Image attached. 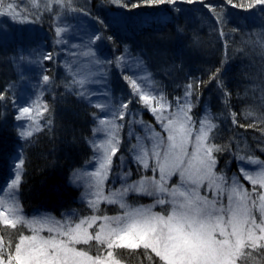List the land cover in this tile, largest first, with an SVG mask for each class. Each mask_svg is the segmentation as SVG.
I'll use <instances>...</instances> for the list:
<instances>
[{
	"label": "snow or ice",
	"instance_id": "1",
	"mask_svg": "<svg viewBox=\"0 0 264 264\" xmlns=\"http://www.w3.org/2000/svg\"><path fill=\"white\" fill-rule=\"evenodd\" d=\"M184 2L191 4L194 0ZM227 2L237 7L233 0ZM55 3L65 6L64 0H55ZM112 3L129 8L169 5L179 11L174 7L177 0H135L131 5L125 0H112ZM257 5H264V0H250L247 7ZM12 7L10 4L9 8ZM206 7L210 11L215 8ZM68 10H75L70 0ZM100 23L108 27L107 22L101 20ZM62 31L58 28L57 36ZM93 36L95 40L90 37V45L103 40L104 33L97 31ZM43 58L51 60L53 57L48 54ZM210 79H216V74ZM43 80L47 84L49 77L45 75ZM129 83L133 95L156 116L162 129L157 132L150 125L146 126L145 134L137 135L136 143L129 149L136 163L145 170L150 169L153 175L129 181L131 172L122 173L121 187L105 192L104 182L119 144L116 132L121 126L114 121L117 117L123 120L128 111V104L123 103L120 106L123 111L113 112L112 121L100 120L101 128L94 129V133L103 130L107 137L104 142L93 143L98 167L92 172H79L73 178L74 182L86 186L82 199L87 201L93 214L81 217L78 222L72 217L56 220L48 215L29 219L24 216L16 195L24 165L23 145L19 146V151L9 156L11 175L0 187V225L14 230L20 226L28 229L29 234L18 230L16 239H9L7 244L0 236V264H120L115 249L121 248H142L150 261L157 258L159 264H240L251 255L246 250L264 249V160L252 154L237 153V161L252 167L238 164L240 176L231 178L217 174L213 153L222 149L210 142L209 136L216 124L208 114L198 122L193 121L190 115L193 105L188 100L193 85L187 86L184 102L177 101L175 110L169 112L172 105L165 103V97L154 95L150 87L142 86L136 79ZM217 83L222 86V81L217 80ZM72 84L83 88L85 81L73 77ZM2 99L4 96L0 94ZM33 105L35 107L21 106L16 116L18 121L25 118L31 121L17 129L19 139L25 142L40 130L38 120L31 113L42 115L47 111V106L40 105L38 100ZM233 123H236L235 113ZM105 125L110 128L103 127ZM173 177L178 179L173 180ZM240 177L253 186L251 190L245 188ZM130 194L152 197L153 203L134 207L127 200ZM102 202L118 205L124 210L123 214L98 215ZM156 206H160V211H153ZM45 232L47 235H42ZM77 245L88 247L78 248ZM92 247L96 248V254H91Z\"/></svg>",
	"mask_w": 264,
	"mask_h": 264
},
{
	"label": "trees",
	"instance_id": "2",
	"mask_svg": "<svg viewBox=\"0 0 264 264\" xmlns=\"http://www.w3.org/2000/svg\"><path fill=\"white\" fill-rule=\"evenodd\" d=\"M8 1L0 0V6ZM125 2L131 5L135 0H125ZM233 2L237 7H232L227 0H194L191 4L185 3L184 0H177L174 7L178 8V12L182 14H206L211 13L206 5H213L216 8H227L243 17H248L250 12L256 9L264 8V5L248 8L250 0H233ZM172 9L173 6L169 5L138 8L118 7L112 3V0H89L88 10L83 13L92 21L96 32L104 33L103 40H100L101 55L107 58L103 70L108 76L107 80L112 94L122 96L123 101L129 96V93L126 92V84L116 68L119 63L116 60L126 51L139 54L149 77H154L158 82L167 85L168 88L172 86V84L168 85L169 78L174 82L173 84L178 83L179 87L176 89L178 92L172 91L170 94L178 96L179 91L183 89L185 83L184 74L180 70L181 61L185 60L186 56L189 59L193 58L192 55H186L185 44L189 42L185 41L183 37L181 14L177 16L176 11ZM110 10L124 13L123 18L125 19L120 23L121 25H115L112 22L107 13ZM159 11L169 13L173 22L157 24L156 29L150 24V28L146 29L140 25L143 24V16L139 15L144 12L157 13ZM76 12V9L74 11L66 9L57 14H45L37 20V25L44 31L41 39L39 38L44 46V56L52 54L53 58L51 60L43 58L39 66L42 80L45 75L49 77L47 84L44 80L43 82L40 80L43 89L40 101L41 105L47 106V111L43 112L42 108L40 109L43 112L38 119L40 130L34 132L29 141H24L22 144L24 165L17 197L22 212L27 217L40 213H47L54 217L62 213H73L78 218L91 213L87 206L76 201L78 192L69 185L67 179L73 171L83 167L85 160L91 154L86 140L92 132L93 116L96 110L93 106L91 107L90 103L82 100L69 88L67 89L69 80L62 63L68 46L64 43V36L56 34L57 17H64V20L68 21L70 25L73 20L71 16ZM101 20L107 22L108 27L100 23ZM138 27L142 31L134 32L133 28L137 29ZM67 32L65 30V34ZM26 36V34H22L23 38H27ZM109 36L111 39H108ZM11 40L14 46H18L16 36L11 37ZM20 46L23 50L39 48V40L30 38L26 41L23 39ZM214 51L216 52L214 61L217 62V65H212L215 68L203 77H197L193 91L197 96H200L202 101L210 92L214 93L213 96L218 94L224 103V107L221 103L217 111L214 106V115L227 111V117L224 114L225 119L216 120V127L209 134L210 142L222 149V151L213 153L216 158L215 172L223 173L226 177L240 176L235 160L238 152H248L264 160V119L257 115V110L264 108V105H260L264 96L263 100H260L252 93L248 94L247 87L252 83L249 69L241 70L242 75L239 74V76L230 74L234 69L228 70V66H235L228 62V49L222 42L215 46ZM1 52L0 94L4 96V99L0 100V180L5 176L6 160L12 154L6 150L16 142L14 113L11 111L13 96L10 89L16 81L22 79L20 78L22 72H19L16 61L14 62L17 50L14 47H6ZM206 67L210 68L211 65ZM179 70L183 77H180ZM213 74H216V79H210ZM217 80L222 81V86L218 85ZM170 94L168 93V96H171ZM130 101L128 109H135L136 103L132 102V95ZM201 109L200 103L198 109L193 112L197 120L202 112ZM233 113H235L236 123H233ZM262 114L264 115V109ZM139 116L140 120L149 124L153 123L151 116L146 111H143ZM240 178L245 188L251 190L252 187L243 181L242 177ZM130 200L132 204H142L145 201L137 200L135 197ZM99 208L98 215L114 216L118 212L116 205L102 204ZM18 230L27 234V229L20 226L14 230L0 225V236H3L7 244L9 239H16ZM87 247L79 245V248ZM246 251L251 252V255L244 258L240 264H264V249L255 251L248 249ZM115 252L120 264H153V261L155 264H159L157 258L150 261L142 248L136 250L121 248L115 249ZM91 254H96L95 247L91 248Z\"/></svg>",
	"mask_w": 264,
	"mask_h": 264
},
{
	"label": "rangeland",
	"instance_id": "3",
	"mask_svg": "<svg viewBox=\"0 0 264 264\" xmlns=\"http://www.w3.org/2000/svg\"><path fill=\"white\" fill-rule=\"evenodd\" d=\"M64 3L65 6L61 7L60 5H57L55 3V0H9L8 2L3 3L0 6V13H10V15H0V56L2 55L1 51L6 47H14V49L16 50L19 49L16 52V56H14L15 60H13L14 62L16 61L15 63L17 65V68L19 69V72H22L20 74V78L22 79L16 81L15 85H13V87L10 89L13 96L11 111L14 113L16 128V143L12 148V153L18 152L19 146H21V143L23 142L17 135L18 127L26 126L31 123V121L27 118L19 121L16 119V116L19 115L18 109L21 106L35 107V105H33V102L37 100L39 101L40 105L42 103L40 101L43 93V89L40 83V80H42V76L40 75L39 59L37 58V56H39L40 58L44 56V48L40 40L43 36L44 31L40 28L39 25H37V20L41 19V17L45 14H57L63 10H68L69 0H64ZM10 4L13 6L11 9L9 8ZM70 5L72 8L77 10L76 14L74 13V15L71 16L73 20L70 25L68 21L64 20V17H57L56 22V29H63L61 35L64 36V43H66V45L68 46L66 47L67 52L62 63L64 72L65 74H67V78L69 80V82H67V89L69 88L71 92H74L77 95L78 93L83 92L84 95H78V97L80 96L82 100L90 103L91 107L93 106L95 108L96 113L93 116L94 126L92 128V132L89 138L86 140V144L90 148L91 154L85 160L86 162L84 163L83 167L73 171L70 176H68L67 180L70 183L68 184L78 192L77 201L79 203H83L88 207L87 201L82 199L86 186L82 183L78 184L77 182H74V175L79 172H92L96 170L98 164L94 159L95 152L93 149V143L104 142L107 140V137L103 130L94 133V129L101 128L100 120L112 121L113 112L119 113L123 111V109L120 107L123 103H127L129 106V104L131 103V95L133 100L132 102L136 103V108L132 110L129 108L123 120L117 117L114 121L116 125L121 126L116 132V135L119 139V144L117 146L118 150L116 154L112 157V168L108 174V179L104 182L105 192H107L108 189L121 187L122 181L119 177L122 173L131 172L129 181L138 180L141 176L150 177L153 175L150 169L145 170L141 165H138L136 163L133 153L129 151V149L133 144L136 143V136H143L145 134V127L150 125L148 124V122L139 119V114H141L143 111L149 113V115L153 119L155 125H150L152 128H154L157 132H161L162 129L160 127V124L157 122L156 116H154L151 111H149L142 103L139 102L138 96L133 95V88L131 87L129 81L132 79H136L142 86L150 87L154 95H162L166 98L165 103L172 105V107L168 108V111H174L177 101H179L180 103L184 102L185 92L186 90H188L187 86L189 84H194L197 75L203 76L204 73L212 71L213 68H215L212 65H217V62L214 61V55H216V53L211 46L213 45L215 47L219 42H222L228 49V62L232 63L233 66L234 64H238V67H236V69H234L232 66H228V70L234 69L233 74L238 76L239 74L242 75V71L245 69L241 68H247L249 66L253 67V55L257 54V51L253 48V46L251 44H247L246 40H243V37H249L250 34L247 30L248 21L256 23L258 20V13H260L261 9H258L256 12L251 14L249 16L250 20H248V18L233 16L229 11L222 8H219L220 10H212L209 16L202 14H188V17L184 16V18H182L183 22L181 21V23L183 26H181V30L183 32V37L185 41L190 42L185 44V46L187 47L186 55H192L193 59H189L186 56L185 60L181 61L180 70L183 72L184 77H186V83L183 86V89L179 91V97L173 95V93L170 94V92L172 91L175 93L178 92L176 91V89H178L179 87L177 86L178 83L173 84L174 82H172V80L169 78L168 85L172 84V86L168 88L167 85L158 82L154 77L151 78L146 74L144 67L145 65L142 63L143 60L138 53H132L130 51L124 52L121 56H118L119 59L116 60L119 61V63L116 65V68L119 71L120 76L124 80V84H126V92L129 93V96H127L123 101L122 96H119L115 93L112 94L111 92L112 89L110 88V84L107 80L108 76L103 70L105 63L107 62V58L101 55V41L96 40L94 44H89L90 37L95 40V36H93V33L96 32L92 21L83 13L88 10L89 0H70ZM118 14L119 16L117 17V14L111 13V15L117 17L115 19L120 22L122 21V16L119 12ZM13 16L15 17V19L12 18ZM221 19L222 22H220ZM193 21L196 22V25ZM65 30L68 31L67 34H65ZM251 30L257 36L258 44L260 45V48H258L259 53L257 55L261 58V62H258L254 65V68L256 70H254L255 72L252 74V76L255 78V85L258 87V92L262 93L264 92V24L260 23L252 26ZM22 34H26L27 38H23ZM13 36H16V44L18 46L13 45V41L11 40V37ZM35 37H37V40H39V48L29 50H23L22 48H20V42L23 39H26V41H28L30 38ZM214 38L215 40H213ZM193 43L198 44L196 45V48L194 50L188 52V50H190L191 48V46L189 45ZM242 47H245L248 51L253 53L252 57L250 58L249 64H244L245 61L242 58H237V60L233 55L236 50L240 52ZM239 52H237L238 57L240 55ZM207 65H211V67L208 68L206 67ZM180 70L179 75L180 77H182L183 74ZM145 76L149 78L147 81L143 79ZM73 77H75L76 79H83L85 81L84 87L81 88L79 85H73ZM175 78L177 79V77ZM168 93L171 96H168ZM193 93L195 94V92H192V95L188 97V100L193 105L190 115L197 108L198 102V100L194 101ZM213 95L214 93L211 94V96ZM213 97V99L208 101V104L211 108L215 103L213 100L216 101L217 98H215V96ZM96 105H102L103 108L97 107ZM31 115L37 120L40 116L35 111L31 113ZM205 115L202 116L200 120L203 119ZM191 117L194 122L199 121L194 120L193 114L191 115ZM140 121H143V124L139 123ZM103 127L110 128V125H105ZM130 132L132 133V135H130ZM145 143L148 144V141H145ZM238 162L239 165H242L244 167H252L251 165H245L243 161ZM149 163L152 162L149 161ZM5 165V176L0 180L1 187L4 186L5 180L9 177V175H11L9 172V158L6 160ZM134 170H140L142 171V174L140 173L137 177L133 178L135 176ZM177 179V177H173V180ZM245 181L251 187H253L247 180ZM8 182H10V180ZM130 197H143L144 199H146L147 203L143 206H150L153 203L152 197L130 194L127 200L131 205L133 204L130 201ZM102 204L116 205L102 202L99 204V206ZM116 206L118 209L116 215H122L124 210L121 209L118 205ZM133 206L136 207V205ZM88 208L91 211L90 215H92V209L90 207ZM153 211H160V206H156L155 208H153ZM44 215L54 217L47 213H40L31 217H27L25 215L24 216L31 219L33 217H40ZM66 217H72L76 222H78L81 218H76L73 213H62L54 218L56 220H63ZM27 234H29L28 229ZM42 235H47V233H42ZM77 247L79 248V245H77Z\"/></svg>",
	"mask_w": 264,
	"mask_h": 264
},
{
	"label": "bare ground",
	"instance_id": "4",
	"mask_svg": "<svg viewBox=\"0 0 264 264\" xmlns=\"http://www.w3.org/2000/svg\"><path fill=\"white\" fill-rule=\"evenodd\" d=\"M154 23H155V25H154ZM150 24V26L151 25H153V26H155V29L157 28V23L156 22H151V23H149ZM154 29V28H153ZM36 39H38L37 37H35ZM261 100H263V99H261ZM264 101V100H263ZM263 101H261V103H260V105H264V103H263ZM13 146V145H12ZM11 150H12V147H10L8 150H6L7 152H11Z\"/></svg>",
	"mask_w": 264,
	"mask_h": 264
}]
</instances>
